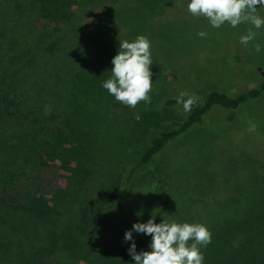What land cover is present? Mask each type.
Here are the masks:
<instances>
[{"label": "trees", "instance_id": "16d2710c", "mask_svg": "<svg viewBox=\"0 0 264 264\" xmlns=\"http://www.w3.org/2000/svg\"><path fill=\"white\" fill-rule=\"evenodd\" d=\"M91 16L95 30L85 26ZM195 24L187 0H0V264H133L124 232L152 213L156 223L207 226L204 264H264V165L214 164L206 195L196 186L186 199L172 172L144 176L212 108L234 112L259 99L264 76L236 96L209 92L132 161L127 143L115 145L124 136L117 125L134 123L137 109L101 87L119 42L145 35L152 60L170 54L175 63L178 35L195 45ZM181 92L189 93L164 106L182 107ZM53 166L58 188L40 194L41 173ZM133 235L137 251L147 250L150 237Z\"/></svg>", "mask_w": 264, "mask_h": 264}, {"label": "rangeland", "instance_id": "374dc122", "mask_svg": "<svg viewBox=\"0 0 264 264\" xmlns=\"http://www.w3.org/2000/svg\"><path fill=\"white\" fill-rule=\"evenodd\" d=\"M171 14L173 12L170 16ZM260 15L264 16V9L260 10ZM93 21L94 16L85 21L88 30L96 29ZM195 23V27L201 28L195 33V45L184 40L179 34V46L176 53L173 51L175 63L171 62L170 54L152 60L150 68H156L157 73L161 71V76L155 73L151 75L154 83L149 93L151 102L141 101L137 104L133 114L134 121L131 120L134 123L117 125L118 132L121 128L124 132L121 135L124 136L115 145L121 149L123 143H127L126 153L131 155V161L147 146L152 137L168 130L174 121L186 117L182 107L164 106V101L169 97L180 91L189 92V95L197 97L195 104L204 102L205 96L211 91H219L232 97L254 88L259 81L257 77L264 76V28L254 29L257 32L256 38L245 47L239 43V37L247 34L251 27L248 23L240 24L236 28L225 25L220 29L211 28L202 17H195ZM200 31L206 32V37H199L197 33ZM255 43L261 44L260 53L252 50ZM164 51L169 49L165 48ZM154 70L150 69V72ZM151 108L155 110L149 112ZM139 109L145 110V113ZM231 114L233 119L227 121ZM130 126L133 129H126ZM171 144L172 142L167 146V150L148 166L144 176L156 173L159 169L165 174L172 172L175 178L180 180L173 184L185 199L198 193L196 186L200 188L201 194L206 195L209 191L207 180L213 181L210 170L214 164L217 167L222 163L230 165L232 162H238L241 168L240 161L245 160L248 166L264 165V94L257 100L246 102L234 112L220 107L212 108L201 124L195 125L179 137L177 142ZM219 152H224L223 159L213 163L215 154ZM244 170L243 167L240 171ZM58 174L57 166L46 168L41 173L40 194L51 195L56 191ZM149 204L147 199L148 208ZM141 208L142 206H139L140 210ZM156 208L153 205L150 207L151 210Z\"/></svg>", "mask_w": 264, "mask_h": 264}, {"label": "clouds", "instance_id": "9594fccd", "mask_svg": "<svg viewBox=\"0 0 264 264\" xmlns=\"http://www.w3.org/2000/svg\"><path fill=\"white\" fill-rule=\"evenodd\" d=\"M261 9H264V0H187V12L193 17L204 18L211 28L220 29L225 25L236 28L243 23L250 24L247 34L239 37V43L245 47L255 40L257 32L254 29L264 28ZM197 35L204 38L207 33L200 31ZM150 49L151 42L145 35L119 42L118 50L110 61V76L101 84L115 101L130 108H135L141 101L151 102L149 93L154 83L150 72L153 63ZM252 50L260 53L261 44H253ZM196 100L197 97L181 92L176 102L188 112ZM155 219L156 215L152 213L146 222H135L124 232L123 240L129 243L127 253L133 264H204L201 249L212 242V233L207 226L177 222L163 216L159 223ZM134 233L150 237L147 250L137 251Z\"/></svg>", "mask_w": 264, "mask_h": 264}]
</instances>
